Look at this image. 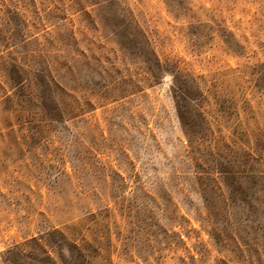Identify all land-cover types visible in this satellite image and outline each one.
<instances>
[{"label": "rangeland", "instance_id": "374dc122", "mask_svg": "<svg viewBox=\"0 0 264 264\" xmlns=\"http://www.w3.org/2000/svg\"><path fill=\"white\" fill-rule=\"evenodd\" d=\"M63 239L264 264V0H0V264Z\"/></svg>", "mask_w": 264, "mask_h": 264}, {"label": "trees", "instance_id": "16d2710c", "mask_svg": "<svg viewBox=\"0 0 264 264\" xmlns=\"http://www.w3.org/2000/svg\"><path fill=\"white\" fill-rule=\"evenodd\" d=\"M188 120V121H187ZM187 120H183L185 124H188L190 126H195V122L192 119H187ZM210 123L212 124L213 121H210ZM213 125V124H212ZM202 141H206L208 142V138L204 139L201 138ZM242 146L238 147V148H242L244 150L248 149L252 152H254V150H259V148H255L252 147V145H247V143H241ZM250 144V143H248ZM224 175L225 176H231L232 173L231 171H228L227 169H224ZM229 184H231V182H229ZM232 188L233 184L231 185ZM236 194H239L236 192ZM241 194V193H240ZM242 199H246L247 197L245 195H239ZM56 245L59 247V254H60V260L61 263L59 261H57L56 259L52 258L51 255L45 253V255L36 257L34 255H30V254H21V253H16L14 254L15 256H11L14 252H9L8 255L10 257H8L6 259L7 264H89V257L86 255V253L84 252V250L82 248H79L76 244L70 243L69 241H67L66 239L60 241L59 243H56ZM63 252H67V254L70 256V261L65 260L64 255L62 254ZM76 253V255H75ZM75 257V258H73ZM78 260V261H77Z\"/></svg>", "mask_w": 264, "mask_h": 264}]
</instances>
